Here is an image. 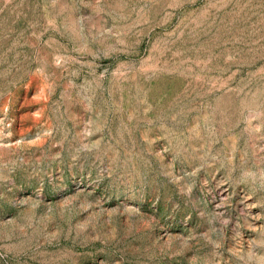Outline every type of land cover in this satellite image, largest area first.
I'll list each match as a JSON object with an SVG mask.
<instances>
[{
    "label": "rangeland",
    "instance_id": "1",
    "mask_svg": "<svg viewBox=\"0 0 264 264\" xmlns=\"http://www.w3.org/2000/svg\"><path fill=\"white\" fill-rule=\"evenodd\" d=\"M0 264H264V0H0Z\"/></svg>",
    "mask_w": 264,
    "mask_h": 264
}]
</instances>
